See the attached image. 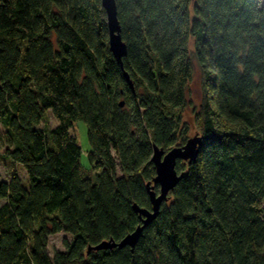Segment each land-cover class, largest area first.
Listing matches in <instances>:
<instances>
[{
    "label": "trees",
    "instance_id": "16d2710c",
    "mask_svg": "<svg viewBox=\"0 0 264 264\" xmlns=\"http://www.w3.org/2000/svg\"><path fill=\"white\" fill-rule=\"evenodd\" d=\"M115 2L121 66L100 0H0V162L26 173L0 176V264H264V0ZM193 59L195 159L176 161L183 175L132 249L87 251L140 224L133 204L150 209L152 146L189 138ZM58 232L70 239L50 258Z\"/></svg>",
    "mask_w": 264,
    "mask_h": 264
},
{
    "label": "water",
    "instance_id": "95a60500",
    "mask_svg": "<svg viewBox=\"0 0 264 264\" xmlns=\"http://www.w3.org/2000/svg\"><path fill=\"white\" fill-rule=\"evenodd\" d=\"M100 5L105 13L108 48L116 62L121 66L122 57L126 53V46L120 35V26L116 13V2L115 0H100ZM123 74L131 86V82L127 74L125 72H123ZM200 144L201 137L194 134L193 136L187 138L182 145L173 146L167 151L153 145L150 161L153 163L155 175L152 178V182L147 181L145 183V188L151 205L150 209L133 204L132 207L138 214L140 224H138L133 231L127 233L120 240H102L95 245L88 246L87 251L113 247L122 248L124 246H129L130 249H132L137 242L142 229L157 216L160 204L166 199L167 193L173 189L183 175L182 172L178 173L176 171V161L183 160L187 161V163L193 161L198 153ZM154 185L158 186L157 191L154 190Z\"/></svg>",
    "mask_w": 264,
    "mask_h": 264
},
{
    "label": "rangeland",
    "instance_id": "374dc122",
    "mask_svg": "<svg viewBox=\"0 0 264 264\" xmlns=\"http://www.w3.org/2000/svg\"><path fill=\"white\" fill-rule=\"evenodd\" d=\"M193 72L186 86V98L187 104L183 110V119L189 125L188 136L191 137L194 134H198L196 129V122L194 118V112L198 110V104L201 96V78H200V70L193 59ZM56 120L52 116V114L48 111L44 119L40 121L39 127L41 128H52L55 126ZM70 131L75 135L76 142L81 149L80 155V163L83 168L88 167L87 163V152L89 151V143L87 139V130L86 125L83 121H74L70 128ZM11 171L17 173V175L22 179H26L25 169L20 165L16 164L15 166H9L5 164L3 161L0 162V176L4 180H9ZM70 239V235L66 232H58L55 234H51L48 236L47 243V254L50 258H53L55 253L63 250V240Z\"/></svg>",
    "mask_w": 264,
    "mask_h": 264
}]
</instances>
